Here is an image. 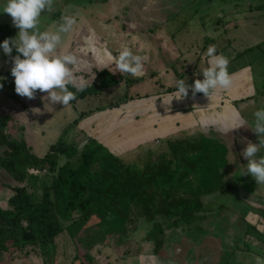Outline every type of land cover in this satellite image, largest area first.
Segmentation results:
<instances>
[{
	"label": "rangeland",
	"instance_id": "1",
	"mask_svg": "<svg viewBox=\"0 0 264 264\" xmlns=\"http://www.w3.org/2000/svg\"><path fill=\"white\" fill-rule=\"evenodd\" d=\"M107 1L111 2L112 4L116 0ZM208 1L209 0H195L194 3H189V0H185L184 2L183 0H152V3L148 2V5L143 7L144 1L142 0H128V27L126 25V29L130 28V30H135L137 28L136 30H138L139 33L137 34L128 32L122 39V48L127 46L132 51L137 50L140 52V50L143 49L142 39L144 37L143 35H145L143 34L144 32H146V34L148 33V36H152V47L156 46V43L153 40L154 38H163L164 42L170 41L171 38L174 41L173 49L175 50H168L169 59H163L165 70L163 71L156 67L154 75H152V77L150 76V78L143 75L141 79H134L133 76L130 75L128 77L130 79H128L127 86H125L126 82L121 79V81L115 85L114 88L109 89L108 92H102L101 94L94 97L89 96L85 97L84 99H77L68 106H64L61 103H56L51 104L46 109L45 104L48 102L42 101L41 97L46 96L47 93H42L39 90L36 92V98L31 100L18 95L15 92V78L13 76L6 78L7 76L3 74L5 68L13 67L12 57L17 55V53L14 52L11 56H7L4 54L3 49L0 48V84H3V87L0 88V114L5 115L7 118V124L3 129V133L7 137L23 139L26 145L31 146L30 151L37 156H41L47 147L54 143L59 136L67 138L68 141L79 148V146L84 142V139L87 135L86 129H88L90 123H86L87 121L83 123V129L70 127L65 133L64 129L68 127L70 120L74 118V115L77 117L80 109L85 112L98 106H106L116 102H127L129 97L146 94L148 96L145 97L143 101L146 102L145 109L148 111L150 109V112H147V114L143 116H139L137 119H132L131 121L128 120V126L124 125L125 127L122 128V132L98 136L99 132L103 128V126H101L102 123L104 121L108 122V119H110L109 112H103L101 114L102 116H99L100 118L98 117V119L96 118L92 122L90 121L91 130L89 135H97L98 141L110 152L117 154L116 156L118 158L125 157L126 159H123L125 163H132L139 168L147 159L152 161L155 157H159L160 155L164 156V159L171 158L173 153L167 150L166 145V147L163 145L164 148L161 146L165 142L161 140L166 135L174 134L175 131L170 130L168 131V134L166 133L165 135L158 133V136L154 137L153 133L157 134V132H162V127H165L164 130H166L167 127H172L174 125L172 123L174 120L170 118L172 115H167L169 113L165 115H157L155 112H162L164 108L169 106L172 101H170V95L167 96L166 94L168 90H171L170 93H174L176 91L177 82L172 81L174 88H166L169 85L168 80L184 79L186 83L191 80V84H193L196 79L203 80L204 78L202 71L204 68H206V66L202 64V61L203 54L205 52L199 49L204 47L202 50H206L209 45L215 44L216 47H218L220 44V39H215L217 34L213 31V27L216 26L213 24L211 29L210 25L208 26V24L212 21L210 11L212 10L211 5L213 4L214 0L210 2ZM102 2V0H90V2L89 0H54V11H44L41 14L39 27L51 25L52 28L56 29L58 27L57 24L61 22V17L66 15L68 11L73 10L74 15L77 14L76 16L83 20L88 26H97L98 29L94 30L98 31V34L102 32L107 33L108 29L103 28L102 25H100L104 20V15L98 13H112L111 11L113 9L111 8L110 4L104 5ZM126 2L127 0H122L121 4ZM5 3L6 0H0V23L13 25L10 15L3 13V7L5 6ZM77 3H85L86 9L80 6V10H78ZM95 12L97 14H95ZM126 13L127 7L125 8L122 5L121 10H118L115 15L124 16ZM162 14L168 21L167 23L163 24V27L165 26L167 29L178 30V34H175L174 36L171 34L170 37H164L165 33H168L169 30L165 29L164 32L162 30V23H160V21L163 20V18H161ZM193 14H196V16L200 18L201 23H203L201 30L199 28V32L202 33L197 31V33L193 32L191 29L188 30V28H190L188 27V21L190 20L189 16ZM151 18L159 19V21L155 19L151 20ZM115 21L118 22L116 17ZM111 22H114L113 18H111ZM113 24L115 25L116 23L114 22ZM209 29L213 34L212 36L209 34L207 35L205 32ZM121 32L123 33L124 29ZM141 33L143 35H141ZM83 36L86 35H83L82 33L77 37L74 35L72 41H70L71 43L65 49L63 48L64 51L62 49L60 50L61 53L72 54L76 55L77 58H82V65L77 64L71 66L75 76L77 77L78 85H80L79 83L82 82L90 83L93 80L94 73L97 70L102 69L98 64V61L92 56V53H88L87 55L85 54L87 48L84 46V38H82ZM206 36L214 39L213 42H210V39H206ZM10 38L13 37L11 36ZM78 45H82V52L85 55L78 54L80 53V50L77 47ZM172 53L175 55L172 56ZM253 53H255V50H253ZM143 56H145V51L143 52ZM146 62H148V60H146L144 63L146 64ZM153 64L156 65L157 60ZM105 65L106 67L112 68L114 70L112 65ZM233 65L234 63L230 62L228 68L232 69ZM181 67L183 68L181 69ZM144 68H146V66H144ZM121 75H123V73ZM159 83H163V89L166 88L165 90L167 91L162 92L164 90L159 87ZM125 87H127L126 94H120L118 90L122 92ZM200 95L201 94H196L193 96L190 88L186 98L179 100L174 98V102L177 104V107H175L173 110L177 112L185 110L182 108H187L191 111L193 105L190 104V102L194 103V101L197 100V97ZM153 96L157 97L155 101L153 100ZM213 96L214 99L218 97L221 98L220 90L218 89L213 94ZM134 100L135 98H132L131 102ZM165 102L167 104H165ZM33 109H40V112H34ZM145 109L142 111H145ZM101 110L102 108H98L96 111L102 112ZM185 114L186 113L177 114L178 118L176 127L180 128V126L183 124V117H187ZM94 115H96V112L89 111V113H86L85 118ZM209 115H211V113ZM189 119L191 120V118ZM234 119L236 121V118ZM104 126H106V124H104ZM195 129L199 130L203 135L207 134L206 136H209L212 139L213 144H210L209 146L210 155H214V161H218L215 164L214 172L208 171V174H206L199 183L198 181L194 180L193 187H195V189L202 187V182H204V192L200 193L199 195L201 200L200 203L203 205L204 210L202 215L204 216L201 218L202 220H196L197 223L199 222V225L193 228L194 233H192L191 236L182 235V232L180 231L176 233L169 230H163L162 239L166 240L164 241V246L159 250L161 252L165 251L167 258L174 257V254L178 255L179 257L184 255L188 259L195 258L197 255H204L205 257L211 256L212 258H210L209 261L210 264H235L237 260L246 261L247 254L245 250L238 251L235 247L236 243L244 241L248 245L245 249L252 251L255 250V248L252 246V242L254 243L255 241L253 239L245 240V238L241 236L242 232L240 233L241 235L237 234L236 228L234 227L235 224L231 223V218L235 213H237V215L246 219L250 224L247 228V234H253L255 230L252 229L256 227L251 225L253 220L249 214L250 210H246L245 207L240 209L241 203H244V201L241 199H244L246 203L251 202L253 197L243 193V189H236V187L233 185L232 178L228 179V175L231 173V171H233V168H239L240 162L247 161L242 155L247 144H244L243 142L239 143L237 147H234L233 136L236 135V129L231 131L232 128L227 127L225 119L218 117L216 114H214L212 117H207V119H203L199 122V124L196 122L189 128H180L183 133L185 132L188 135L192 134ZM147 133L150 134L149 136L154 139V144L156 145L154 146L150 144L151 142L149 143L144 141L145 143L141 146H135L134 144L139 139H146L149 137H145ZM119 136L123 138H120ZM222 137H225L226 139L222 140ZM245 141L249 142V140ZM261 150V152L264 154V148H261ZM218 155H220L219 159H217ZM258 156L261 155L259 154ZM215 172H217L218 176H216ZM38 173L42 176L44 172L41 170ZM174 177L175 175H173V178ZM9 180V175L6 172L1 171V206H5L6 204L5 185ZM225 180H230V185L227 188H222L223 186L227 185V181ZM237 182L238 180H236V183ZM258 185L259 184L256 186ZM39 186L36 189V193L38 195L40 193ZM230 190L234 192V194H232ZM259 196L263 197L264 192H260ZM263 198H260L262 206H264ZM262 213L264 214V212ZM94 222V220L88 219V226H86L85 231L91 229V226L94 224ZM108 226L109 224L100 223L99 230L103 233V236L100 235V240H97L99 238L98 234L91 232L92 234L87 235L85 231H83L82 234L76 239L73 238V240H71L68 230L63 229L62 232L57 234L53 239L56 248L54 251V256L56 255V252L59 253V255L56 256V260L55 258H51V255H43L36 247L32 249L26 248L25 251H14L9 249L8 253L0 252V264H70L73 256L76 254L78 255L79 261H86L85 264H93L92 257L91 262L88 263V260L83 255L84 251L93 252L94 250H99V248L110 250L113 249L114 251L121 250L122 252H124V250H128V252L137 251L135 244L138 242L140 236L143 235L141 229L137 230L135 228L137 225L134 226L133 224H126L124 226L125 231L123 232V228L121 227L119 229L117 227L108 229ZM145 227L146 226L143 228ZM242 229L243 225L241 226V230ZM88 231L90 232V230ZM198 232H201L200 237H196V233ZM86 239L89 241L84 244L83 241ZM185 241L187 244H185ZM248 241L251 242L249 243ZM85 247H88L89 249L85 250ZM8 248H10V246ZM243 254H245L243 257L239 256ZM96 258L97 259L94 261L95 264H100V262L103 260V258H99V256ZM166 262H169V260H166Z\"/></svg>",
	"mask_w": 264,
	"mask_h": 264
},
{
	"label": "trees",
	"instance_id": "2",
	"mask_svg": "<svg viewBox=\"0 0 264 264\" xmlns=\"http://www.w3.org/2000/svg\"><path fill=\"white\" fill-rule=\"evenodd\" d=\"M14 27L0 23V44L13 37ZM11 68L4 69L6 78L12 76ZM118 78L105 69L96 71L92 82L81 84L82 91L76 92L69 86L77 96L70 103L116 84ZM170 92L167 91L168 94ZM128 99L123 103L94 107L89 111L96 112V115L88 118L85 116L89 111L80 112L64 133L70 127L83 129V123H89L106 111L112 119L110 125L150 111L140 110L137 103L131 102L132 98ZM98 108H102V112H97ZM173 109L167 108L155 114L165 115ZM6 122V116L0 114V172H6L10 177L5 185L6 204L0 205V252L37 247L43 255L53 258L54 237L67 229L70 239H76L85 231L88 219L95 222L88 229L90 232H85L87 235L91 232L98 234L97 240L103 236L99 230L100 223L109 224L108 229L121 227L122 232L126 224L137 225L135 228L142 230L144 239L150 240L154 252H157L166 240L162 239L163 230L176 233L193 230L197 226L196 220L204 216L199 196L204 192V182L202 187L195 189L194 180L199 183L208 171L214 172L218 161L210 155L212 139L199 130L189 135L180 130L164 136L161 141L165 142L161 146L164 148L166 145L167 150L173 153L172 157L164 159L160 155L152 161L147 159L139 168L125 163V157L118 158L88 134L79 148L59 136L41 156L34 155L23 139L7 137L3 133ZM150 144L156 145L153 138ZM41 170L44 172L42 176L38 173ZM38 186L39 195L36 193ZM88 241L86 239L83 243ZM83 255L90 263L92 258L88 252L84 251ZM73 263L81 264L77 254L70 264Z\"/></svg>",
	"mask_w": 264,
	"mask_h": 264
},
{
	"label": "crops",
	"instance_id": "3",
	"mask_svg": "<svg viewBox=\"0 0 264 264\" xmlns=\"http://www.w3.org/2000/svg\"><path fill=\"white\" fill-rule=\"evenodd\" d=\"M102 1L104 5L110 4L111 8L113 9L111 11L112 13H106V12L98 13L104 15L103 17L104 20L101 22L100 25H102L103 28H107L108 32L107 33L102 32L98 34L97 33L98 31L94 30V29H98L97 26L96 27L88 26L83 20L79 19V17H77L76 14L75 16L77 18V24L74 26L73 30L70 33L62 34L63 44L58 49L59 52H61L60 51L61 49L64 51V49L71 43L70 41H72L74 35L75 37H77L82 33L83 35H86L82 37L84 38L83 41L84 46L87 48L85 54L87 55L88 53H92V56L94 57L95 60L98 61V64L102 69L107 70L112 75L119 76L118 82L116 84L102 88L98 93L87 95L85 97H89V96L94 97L96 95L101 94L102 92L103 93L105 91L108 92V90L114 88L115 85H117L121 81V79H123L126 82L125 86L128 85V79H130L128 77L131 74L123 73V75H121L122 72L118 70L116 64L111 60H109L107 56L108 53H111L112 56L119 55V52L122 49V39L128 32L137 33V34L139 33V31L136 30L137 28L135 30L132 29L130 30V28L126 29V25L128 27V18H127L128 0L124 4H121L122 0L119 1L113 0L114 3L112 4L107 0L105 1L102 0ZM142 1H144L143 7L148 5L147 4L148 2L152 3V0H142ZM184 1L185 0H183V2ZM210 1L212 0H209L208 2ZM194 2L195 0H189V3H194ZM122 5L125 8L127 7L126 15L124 16L115 15V13H117L118 10L119 11L121 10ZM80 6L86 9L85 3L82 4L77 3L78 10H80ZM211 8L212 10L210 11V15L212 17V21L208 24V26L210 25V29L212 28L213 24L216 26L213 27V31L217 34L215 39L217 38L220 39V44L217 47V54L223 53L224 55L230 58V62L234 63L232 69L228 68V71L233 79V85L229 89H219L221 92V98L218 97L214 99L213 94H211L208 97L204 93H196L197 95L198 94L201 95L197 97V100H195L194 103L190 102V104L193 105L191 111L190 109L182 108L185 110L177 111V112L173 110L171 113L167 114L168 116L172 115L170 116V118L174 120V122H172L174 125L172 127H167L166 130H164L165 127H162V132H157V134L153 133V137L158 136V133H162L165 135L166 133L168 134V131L170 130L171 131L174 130L176 132V131H180V128H189L193 126L196 122L199 124V122L202 121L203 119H207V117H212L214 114H216L218 117L225 119L226 125L229 128H233L241 119L245 121L244 127L236 129V135L233 136L234 147H237L239 143H243V142L244 144H247L245 140H249L254 144H258L259 143L258 136L251 130V128L254 126V119H255L254 112L261 108H264V0H214L213 4L211 5ZM69 14L74 15L73 10L68 11L66 15ZM95 14L97 13L95 12ZM161 16L163 20H161L160 23H162L161 25L163 28L162 29L163 32L165 29L169 30L168 33H165L164 37H170L171 34H173V36L175 34H178L179 32L178 30L167 29L165 28V26L163 27V24L167 23L168 21L166 20V17L163 16V14ZM115 17L118 19V22L115 21ZM189 17L190 20L188 21L189 22L188 27L190 28H188V30L191 29L193 32L196 31L199 32L203 25V23H201L200 18L196 16V14L190 15ZM111 18L114 19V22L116 23L115 25L113 24L114 22H111ZM154 19L155 18H151V20ZM155 20L159 21V19H155ZM39 28L41 31L56 30L52 28L51 25L48 26L44 25V27H39ZM123 29L124 32L122 33L121 31ZM18 30L19 29L16 27L13 38L17 36ZM209 30L205 32L207 33V35L209 34L212 36L213 34L211 30L210 31ZM143 34L141 33V35L144 36L142 39L143 49H141L140 52H138L137 50H133V53L143 56V52L145 51V57L147 58L146 60H148V62H146V64L144 63V66H146V68H144L143 75L150 78V76L152 77V75H154V71L156 67H158L163 71L165 70V64L163 62V59L164 58L169 59L168 50H175L173 49L174 41L170 38V41L164 42L163 38L157 37L153 39L156 43V46L152 47L151 46V43L153 42L151 41L152 36H148V33L146 34V32H144ZM206 39H210L209 40L210 42H213L214 40L207 36ZM77 47L80 50V53L78 54L79 55L84 54L82 52L83 50L82 45L80 46L78 45ZM202 49L199 50L206 52V50H202ZM253 50H255V53H253ZM174 55L175 54L172 53V56ZM74 56L76 57V55ZM81 60L82 58L78 57L77 63L75 65L77 64L82 65L83 61ZM156 60H157V64L154 65L153 63ZM105 64L112 65L114 70L112 68L106 67ZM202 64H204L207 67L204 55H203ZM182 68L183 67H181V69ZM143 75L133 78L141 79ZM94 79H95V73L93 76V80ZM172 81L177 82L176 79L168 80L169 85L166 88H174ZM187 83L191 85V80H189ZM79 84L81 85L83 84V82ZM159 87L163 89L164 88L163 83H159ZM126 88L127 87H125L122 92L119 91L117 88L116 89L120 94L125 95ZM165 89H163L164 91L162 92L167 91ZM166 95L169 96L168 93ZM147 96L148 95L143 94L141 96L135 95L134 97H130V98H135L133 102L137 103L136 107H140L142 110L143 108L145 109L146 107L145 104L146 102H144L143 100ZM84 98H79V99H84ZM153 98L154 101L157 99L156 96H153ZM175 107H177V104L174 102V98H173L169 106H166L164 109L175 108ZM80 112H82V109H80L78 113ZM146 113H142L141 115H138V117L143 116ZM183 113H186L185 115L187 117L186 118L185 116L183 117L182 119L183 124L180 126V128H178L176 127L177 118H178L177 114H183ZM210 113L211 115H209ZM73 117L75 118L76 115H74ZM138 117L131 118L129 121H131L132 119H137ZM189 118H191V120ZM234 118H236V121ZM108 120H109L108 122L102 121L104 124H106V126H104V124L102 123L101 126H103V128L102 129L100 128L101 131L99 132V134L97 133L98 136L100 135L104 136L111 133L114 134L116 132H122V128L125 127L124 125L128 124V120H127L119 124L114 123L113 125H110L112 121L111 117ZM91 122H89L90 125L88 126V129H86L87 131L86 133L88 135L91 130ZM149 135L150 134L147 133L145 137ZM94 137L98 140L97 135ZM151 139H152L151 136L147 137L146 139H139L134 145L141 146L142 144L145 143L144 141L150 143L151 141L149 140ZM221 139L224 140L226 138L222 137ZM261 151L262 150L260 149L258 155L259 154L264 155ZM207 160L210 161L209 159ZM247 163L248 161L240 162L239 168L237 169L233 168V171H231V173L228 175V179L232 178L233 185L236 187V189H243V193L253 197L251 202H246V203L244 199H241L242 201H244L245 204L241 203L240 209L242 207H245L246 210H250L249 214L251 215L254 223V225L253 223L251 225L256 228L252 229L255 230L253 234L248 235L247 228L250 224L246 219L237 215V213H235L231 218V223L235 224L234 227L236 228L237 234H240L242 232V235L241 234L240 235L243 238H245V240L253 239L255 241L254 243L252 242V246L255 248V250L251 251L245 249L248 245L244 241L237 242L235 246L237 250L238 251L245 250L247 255H246V261L237 260L235 264H255V257L259 256L261 258H264V214L262 213L264 212V206H262V203L260 202V198H263L264 196L263 197L259 196L260 192L262 191L264 192V184H259L258 186H256L257 183L252 176L242 175L247 170ZM236 180H238L237 183ZM226 184L227 185L223 186L222 188L224 187L227 188L230 185V180H228ZM231 193L234 194V192L232 191ZM196 224L198 226L199 222L198 223L196 222ZM242 225H243V229L241 230ZM183 232L182 235H190V236L192 233H194V231L191 229H188L187 231H183ZM200 236H201V232L196 233V237H200ZM185 244H187L186 241ZM135 246L137 247L136 248L137 251L134 252H128V250L126 251L124 250V252H122L121 250L114 251L113 249L110 250V249L99 248V250H94L93 252L90 251L88 252V254L93 258V264H95L94 261L95 259H97L96 257L98 256L99 258L100 257L103 258L100 264H165V263L166 264H196L197 259L199 258L203 259L204 262H202V264H210L209 261L210 258H212L211 256L205 257L204 255H197L195 258L188 259L184 255L179 257L176 254H174V257L167 258V254L165 251L154 252L152 248V242L150 240L144 239V235L140 236ZM57 255H59L58 252H56V255L53 257L55 258V260L57 258L56 257ZM244 255L245 254L239 256L243 257ZM166 260H169V262H166ZM82 263L83 261H81V264Z\"/></svg>",
	"mask_w": 264,
	"mask_h": 264
},
{
	"label": "clouds",
	"instance_id": "4",
	"mask_svg": "<svg viewBox=\"0 0 264 264\" xmlns=\"http://www.w3.org/2000/svg\"><path fill=\"white\" fill-rule=\"evenodd\" d=\"M44 11H54V0H6L3 13L10 15L19 32L15 38L5 39L0 48L7 56L12 55L13 49L17 53L12 57L11 68L15 92L29 100L36 98L37 90L47 93L41 97L42 101L48 102L45 104L47 109L56 103L68 106L77 98L76 92L83 90V85L77 84V77L71 67L77 63V58L58 51L63 44L62 34L70 33L77 24L76 16L64 15L55 31H41L40 18ZM203 55L207 64L202 71L203 80L196 79L191 85L184 79L177 80L176 91L169 94L170 101L173 98H186L190 88L193 96L204 93L208 97L218 89L231 88L233 79L228 71L230 58L223 53L217 54L215 44L209 45ZM108 59L116 64L120 72L139 77L144 74L147 58L134 54L129 47L124 46L118 56L108 53ZM69 86L75 88L76 92L69 90ZM2 87L3 84H0ZM33 111L39 113L40 109ZM254 117L251 130L257 134L259 143L247 142L242 153L248 161L247 170L242 175H251L257 184H264V155L258 157L260 149L264 148V108L255 111ZM244 123L241 119L231 131L244 127ZM255 264H264V258L255 257Z\"/></svg>",
	"mask_w": 264,
	"mask_h": 264
},
{
	"label": "water",
	"instance_id": "5",
	"mask_svg": "<svg viewBox=\"0 0 264 264\" xmlns=\"http://www.w3.org/2000/svg\"><path fill=\"white\" fill-rule=\"evenodd\" d=\"M202 262H204L203 259L201 258L197 259V264H202Z\"/></svg>",
	"mask_w": 264,
	"mask_h": 264
},
{
	"label": "flooded vegetation",
	"instance_id": "6",
	"mask_svg": "<svg viewBox=\"0 0 264 264\" xmlns=\"http://www.w3.org/2000/svg\"><path fill=\"white\" fill-rule=\"evenodd\" d=\"M108 57V56H107Z\"/></svg>",
	"mask_w": 264,
	"mask_h": 264
}]
</instances>
